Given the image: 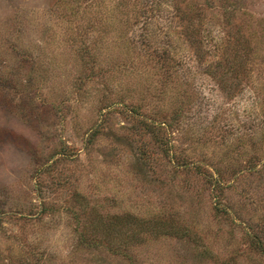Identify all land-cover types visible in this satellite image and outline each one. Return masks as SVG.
Wrapping results in <instances>:
<instances>
[{"label": "rangeland", "instance_id": "rangeland-1", "mask_svg": "<svg viewBox=\"0 0 264 264\" xmlns=\"http://www.w3.org/2000/svg\"><path fill=\"white\" fill-rule=\"evenodd\" d=\"M248 235L264 0H0V264H264Z\"/></svg>", "mask_w": 264, "mask_h": 264}, {"label": "trees", "instance_id": "trees-1", "mask_svg": "<svg viewBox=\"0 0 264 264\" xmlns=\"http://www.w3.org/2000/svg\"><path fill=\"white\" fill-rule=\"evenodd\" d=\"M105 113V111L103 112ZM135 113V112H134ZM139 122L142 124V127H145V128H149L150 126H155V127H160L159 124L155 125L153 124L152 121H149V120H144L143 118L139 120ZM166 141V139L164 140ZM167 142V141H166ZM165 150L166 151H169L166 147H165ZM193 167H200L202 165L198 164V163H195L193 162L192 163ZM204 171V175H205V178H206V181L207 183L210 184L211 188L213 190H220L222 189L223 187V180L221 178V174L219 171H216V174L215 176L212 175V173H210L208 170L206 171L205 169L202 170ZM207 172V174H206ZM220 199L217 198V200L215 201V204H214V208H217V210L220 208L221 210H225L222 208V205L217 202L219 201ZM217 202V203H216ZM220 212V210H218ZM164 229V228H163ZM166 229V228H165ZM164 229V230H165ZM168 229V228H167ZM170 232L174 233V234H185L187 231L186 229L184 228H179V227H176V228H172L171 230H169ZM249 236V239L252 241V244H254V246L257 248L258 252L264 257V247L262 246L261 242L253 235H248Z\"/></svg>", "mask_w": 264, "mask_h": 264}]
</instances>
